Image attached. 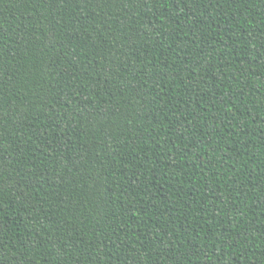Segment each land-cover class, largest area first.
Instances as JSON below:
<instances>
[{
    "label": "trees",
    "instance_id": "trees-1",
    "mask_svg": "<svg viewBox=\"0 0 264 264\" xmlns=\"http://www.w3.org/2000/svg\"><path fill=\"white\" fill-rule=\"evenodd\" d=\"M0 264H264V0H0Z\"/></svg>",
    "mask_w": 264,
    "mask_h": 264
}]
</instances>
